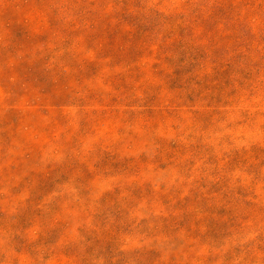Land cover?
Wrapping results in <instances>:
<instances>
[{
  "label": "rangeland",
  "instance_id": "374dc122",
  "mask_svg": "<svg viewBox=\"0 0 264 264\" xmlns=\"http://www.w3.org/2000/svg\"><path fill=\"white\" fill-rule=\"evenodd\" d=\"M0 264H264V0H0Z\"/></svg>",
  "mask_w": 264,
  "mask_h": 264
}]
</instances>
